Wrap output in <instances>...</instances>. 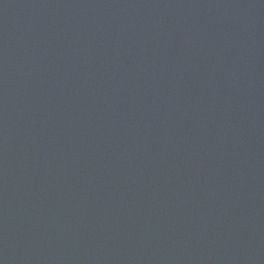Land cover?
I'll list each match as a JSON object with an SVG mask.
<instances>
[{
	"label": "water",
	"instance_id": "1",
	"mask_svg": "<svg viewBox=\"0 0 264 264\" xmlns=\"http://www.w3.org/2000/svg\"><path fill=\"white\" fill-rule=\"evenodd\" d=\"M0 264H264V0H0Z\"/></svg>",
	"mask_w": 264,
	"mask_h": 264
}]
</instances>
